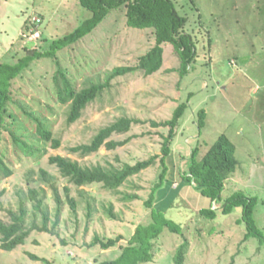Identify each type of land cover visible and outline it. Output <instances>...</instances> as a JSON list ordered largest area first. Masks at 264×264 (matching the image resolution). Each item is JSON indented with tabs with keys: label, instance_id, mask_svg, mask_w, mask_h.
Segmentation results:
<instances>
[{
	"label": "rangeland",
	"instance_id": "374dc122",
	"mask_svg": "<svg viewBox=\"0 0 264 264\" xmlns=\"http://www.w3.org/2000/svg\"><path fill=\"white\" fill-rule=\"evenodd\" d=\"M172 1L186 18L185 30L195 48V58L184 70L169 43L163 45L160 70L146 76L137 69L140 58L155 46V38L151 30L129 28L121 7L87 36L56 52L60 69L77 91L104 84L116 68L133 69L114 78L75 123H67L69 104H60L55 94L56 59L32 61L12 82V100L0 128V156L12 170L8 177L0 172V222L11 224V214L18 215L22 203L25 227H41L45 213L49 232L33 230L15 250L0 249V264H99L118 258L135 228L151 222L144 203L162 170L159 159L111 191L101 184L73 185L49 158L61 156L81 167L104 169L148 161L161 155L169 129L153 124L170 121L180 105L184 110L171 142L185 158L180 176L188 173L192 151L197 150L196 159L201 160L222 135L234 146L238 165L224 182L222 202L210 205L217 211L213 221L199 214L209 207L207 198L193 183H186L174 208L163 214L181 226V233L163 232L153 243L151 264H174L183 243L187 246L182 264H264V245L245 239L241 210L221 214L224 200L233 194L255 197L253 219L264 234V0ZM89 15L78 0H0V63L14 64L34 51L48 50L51 41L75 31ZM22 109L45 123L60 141L59 148L40 141L35 123ZM122 118L134 122L129 132L110 138L124 141L122 146L102 147L89 156L71 151L88 145L101 129ZM11 135L29 140L38 153L24 155ZM41 170L47 173L46 181ZM31 190L42 201L41 212L33 208ZM69 199L76 202L75 212ZM57 208L59 224L53 230ZM118 237L121 240L112 249L93 244L95 238Z\"/></svg>",
	"mask_w": 264,
	"mask_h": 264
},
{
	"label": "trees",
	"instance_id": "16d2710c",
	"mask_svg": "<svg viewBox=\"0 0 264 264\" xmlns=\"http://www.w3.org/2000/svg\"><path fill=\"white\" fill-rule=\"evenodd\" d=\"M81 7L86 9L89 17L72 33L65 35L60 39L50 42L48 50L34 51L32 55H25L16 63H0V128L4 126V114L7 105L11 102L12 82L36 59H56V52L70 45L75 44L83 37L91 33L113 10L121 7L126 9V25L129 28L139 30H151L155 38V46L143 57L140 58L137 69L144 72L146 76L152 75L162 66L163 45L170 44L179 56L181 70L185 69L195 58V48L192 36L185 30L186 18L181 16L175 8L172 0H78ZM57 66L56 75L53 78L54 89L57 100L62 105L69 104L67 123H75L82 115L83 110L95 101L96 98L107 88L110 82L119 76L132 72L130 68H116L107 78L104 84L91 85L79 91L75 90L73 85L67 79L66 74L60 69L58 60H54ZM29 110V109H28ZM184 106L180 105L173 113L172 119L162 124H153L154 127L169 128L168 135L164 137V142L160 156H154L148 161L137 162L133 166L124 165L121 169H104L100 166L81 167L78 163L72 162L61 156L49 158V163L54 165L59 173L69 179L77 187H83L92 184H101L106 190L116 191L131 177L140 174L142 171L151 167L159 159L162 170L159 173L158 181L152 187L151 193L144 203L150 210L151 222L148 225H138L127 246L123 248L118 258L111 261H103L99 264H151L153 262V243L163 234L165 230L174 233H181V226L167 220L162 213L153 209V203L157 191L163 186L167 173L165 159L170 153V145L175 136V128L183 114ZM23 113L36 125V134L40 141L50 143L53 149L60 147V141L52 137L51 131L38 116L33 112L22 109ZM134 122L122 118L111 125L101 129L88 145H80L71 149L73 153H79L82 156H89L97 153L102 147L107 150H114L122 146L125 142L110 141L113 135H121L130 131ZM14 144L18 146L21 152L27 156H34L37 149H34L28 141L21 137L11 135ZM235 149L232 143L224 135L220 136L215 143L203 155L201 160H197V150L192 151L188 167V173L182 176L185 183H193L201 196L207 198L209 207L201 209L199 214L206 220L216 219L217 211L211 209L213 202H222L221 193L224 189V182L232 175L238 165L235 159ZM0 172L8 177L12 174L0 156ZM42 179L46 181V172L40 171ZM29 199L35 202L34 210L41 212L42 201L37 198V192L31 190ZM56 202L60 205V200ZM72 212L76 210V202L73 199L67 200ZM257 205L255 197H247L241 192L235 193L224 200L221 207V214L226 216L239 208L241 210L240 223L243 224L247 233L245 239L255 238L261 245H264V234L258 229L253 219V212ZM59 208L56 210V221L52 229L59 224ZM26 211L20 204L18 215L11 214V224L6 225L0 222V249L5 252H11L17 247L23 245L29 234L33 230L40 232H49L47 230L48 218L42 214V226L28 229L25 227ZM53 232V231H52ZM121 238L100 241L95 238L93 244L99 245L101 250H108L116 247ZM93 246V245H92ZM187 244L179 246L174 256V264H182L184 258V249ZM32 260L42 261L37 257L30 255ZM45 264H48L47 262Z\"/></svg>",
	"mask_w": 264,
	"mask_h": 264
},
{
	"label": "crops",
	"instance_id": "0c3cea01",
	"mask_svg": "<svg viewBox=\"0 0 264 264\" xmlns=\"http://www.w3.org/2000/svg\"><path fill=\"white\" fill-rule=\"evenodd\" d=\"M174 132L175 136L172 143L177 136V127ZM172 143L170 145V153L165 159L167 168L165 180L163 182V186L157 191L153 203V209L164 215L176 205L175 202L179 199L178 193L180 194V192H183L186 189V183L180 176L181 172L179 173L180 164L183 163L182 160L185 158L182 156L183 154H180L172 149Z\"/></svg>",
	"mask_w": 264,
	"mask_h": 264
}]
</instances>
